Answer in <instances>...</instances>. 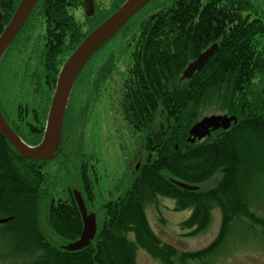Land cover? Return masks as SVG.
<instances>
[{
  "label": "trees",
  "instance_id": "obj_1",
  "mask_svg": "<svg viewBox=\"0 0 264 264\" xmlns=\"http://www.w3.org/2000/svg\"><path fill=\"white\" fill-rule=\"evenodd\" d=\"M66 1L42 0L38 8L39 14L43 15L35 18L38 20L33 23L36 29L28 34L27 41L32 40L35 47L41 48V41L34 36L37 26L43 25V37L48 39L45 55L55 52L57 58L56 49L76 48L74 35L68 36V33L73 32L78 39H82L103 20L96 11L88 18L87 31L80 35L79 29L81 33L83 29L73 18L67 17ZM203 1L174 0L166 6L164 2L146 11L145 15L141 13L107 44L117 40L128 27L139 28V38H133L131 48H128L129 67L119 91L122 92L120 109L125 122L133 131L147 135L143 143L146 156L138 173H134L135 178L126 180L125 190L124 182L119 183L118 192L122 189V195L102 206V220L91 245L81 251L65 252L54 244L56 240L50 239V235L62 243L79 239L82 230L79 212L73 201L67 198L64 200L54 195L48 203L44 202L41 191L47 181L43 167L45 163L25 161L1 135L0 220H10L0 226V242L6 238L5 235L10 237L9 242L11 238L16 241L13 248L28 242V246L34 250L32 254L39 256L35 264H136V247L164 264H173L175 248L164 245L147 223L144 205L152 196L173 199L179 211L191 209L192 215L183 226L194 228V233L207 228L213 207L221 212L223 230L235 219L232 218L235 212L245 217L248 209L240 189L244 187V178L239 179L238 172L241 169L242 150L248 143L241 142L242 138L253 135L264 138V0ZM236 14H239L238 21ZM5 20H0V33ZM215 43L218 44L217 51L202 71L187 83L179 84L180 75L189 61ZM115 57L108 56L110 59ZM117 63L112 62L111 70ZM59 68L60 65L57 71ZM100 68L101 64L96 66L95 77L88 88L94 92L101 90L103 82H109L110 77L106 76L114 74L110 69L105 72ZM82 76L84 72L80 74L76 86ZM52 78L55 82L56 74ZM208 90L225 93L224 104L238 122L229 132L217 134L211 144L197 143L192 146L186 142L187 133L197 121V104L202 101L204 109L206 102L201 96L196 98L195 93ZM254 92L258 93L257 102L253 100ZM50 101L51 98L48 107ZM84 107L86 109L90 104ZM159 109L164 110L159 120L161 128L150 130L149 126L158 118ZM0 110L13 131L27 145L35 146L43 134L40 116L38 119L33 117V121L27 120L28 130H31L29 134L33 132L31 136L34 140H30L24 135L26 132L14 124L12 116L3 110L1 100ZM73 116L66 114L61 132L67 159L71 157L69 144L77 138L78 131L73 129L81 128L84 119L82 116L79 121L73 122ZM32 128L37 129L32 131ZM70 166L64 165L63 171ZM85 173L84 169L75 170L76 177L71 184L90 197ZM216 176L219 177L217 185L212 189H203ZM172 180L198 186L200 190L185 191L174 185ZM42 207H45L47 214L41 217L40 225L32 230L31 215L35 209L40 213ZM131 234L134 242L129 240ZM219 240L218 236L207 251L218 246ZM33 241L36 242L35 249L30 244ZM201 254H183L182 257L185 262L196 261Z\"/></svg>",
  "mask_w": 264,
  "mask_h": 264
},
{
  "label": "rangeland",
  "instance_id": "obj_2",
  "mask_svg": "<svg viewBox=\"0 0 264 264\" xmlns=\"http://www.w3.org/2000/svg\"><path fill=\"white\" fill-rule=\"evenodd\" d=\"M95 1L96 6H98L99 17H104L114 8L113 0ZM166 1L170 5L173 0ZM65 4L68 6L66 7L68 9V11L66 9L67 17L70 18L71 16L79 25L82 24L83 13L79 8V0H68ZM39 13L40 9L34 15L32 23L28 26L24 36L21 38V34L15 41L16 44L14 43L15 46L12 51H6L0 58V100L2 108L12 116L13 122L15 120L14 124H18L19 129L26 132L24 135L28 136L30 140H34L31 136L33 132L29 134L31 130L30 128L28 130L29 122L27 120L33 121V117L38 119L40 116L39 122L43 123L42 128H44L45 121L41 119L46 120L49 98L56 89V81L60 75L57 67L60 65L59 69L62 70L70 55V49L65 47L56 49L58 51L57 58L55 52L51 55H45L48 39L43 37L44 26L41 24L37 26L34 38L41 41L42 47H35L32 40H30L32 42L27 41L28 34L34 29L33 23L38 21L35 18L41 16ZM9 17L10 15H7L2 26L7 23ZM76 25L74 32L76 31ZM24 31L25 29L22 33ZM138 32L139 28L136 26L125 30L117 40L107 45V48L102 50L85 68L83 71L84 76L76 86V91L68 109V113L74 115L75 121L73 122L79 121V118L84 116L83 122L80 124L81 128L73 129L78 132L75 142L71 141V144H69L72 148L69 150L71 157L66 160L64 156H61L57 161L54 160L52 163L49 162L43 165L47 181L41 191V198L47 203L50 197L54 195L64 200L67 198L70 201V198L73 199L71 197L72 192L82 194L79 187L73 188L74 184H71V181L75 180V170L81 169L83 171L84 169L86 184L92 195L91 198L88 197V200L85 195L87 202L84 198L83 202L87 213L95 215V223L98 226L101 221L99 219H102L103 216L102 206L122 195V189L118 192L119 183H123L127 178H130L146 156L143 148L146 139L145 133H135L125 122L120 109L122 92L119 91V87L121 81L125 78L126 68L129 67L128 48L131 45V40L138 36ZM70 34H73L74 41H77V35L70 32L68 36ZM114 51L116 52L113 53ZM101 56L102 58L98 62ZM108 56L116 57L110 59ZM112 62H118L113 70H111ZM100 64V70L106 72L110 69L109 71L114 74L106 76L110 77L109 82H103L101 90L94 92L88 88L92 84L90 81L95 77L96 66ZM55 74L57 78L54 82L52 77ZM181 76L182 74L179 83L182 81ZM224 95V92L219 93L216 90L201 91L199 96L206 99L205 112L199 109V107H203L200 100L201 102L196 107L197 121L204 117L209 118V116L228 115L230 117L233 115L229 113L231 111L224 104ZM85 97L88 99L85 100ZM253 100L255 102L259 101L258 93L254 92ZM31 101L33 104H31ZM87 104H90V107L85 109L84 106ZM36 106L38 107L36 108ZM159 110L158 118L149 126L150 130L161 128L159 120L160 116L163 115L161 111L164 110ZM23 112H25V117ZM35 122L38 123L37 120ZM34 130L32 128V131ZM229 131L230 129L227 132ZM219 134H224V131H220ZM188 135L189 133H187ZM41 137L35 143L36 145L31 148H35L40 144L43 140V137ZM241 143H248L242 150L241 169L238 172L239 179L244 178V187L240 189L247 205L248 213L245 214L248 217L246 215L243 217L241 213L235 212L232 214V218L235 219L230 221L231 223H228V226L223 230L222 224L220 226V223H222L220 214L217 208L213 207L208 227L205 228L206 231L188 235L187 230L181 229V224L189 214L187 211H174V200L152 196L150 200L146 201L144 211L149 228L164 245L176 248V254L172 259L173 264H264V155H262V153L264 154V138H257L256 135H253L251 138H242ZM65 156L67 155L65 154ZM67 164H71V166L63 171V166ZM136 164L137 167H135ZM218 179V176L214 177L205 186L207 188L216 186ZM77 183L81 187L79 182ZM126 185L127 181L123 184V188ZM76 209L79 212L82 232L83 218L79 207H76ZM45 214H47L45 207L41 208L40 213H37L35 209V213H32L30 218L32 220L30 229L33 230L35 226H39L41 217L44 218ZM24 227L23 224L22 228ZM218 232L220 239L218 246L216 245L211 250L198 256L199 259L196 261H184L182 253L199 251L208 247L215 240ZM5 236L6 238L0 242V264H35L37 262L39 256L32 254L34 250L28 246V242L21 247L13 248L16 241L11 238L9 242L10 237ZM129 239L134 240V236L129 235ZM30 244L35 249L36 242L33 241ZM134 258L136 264H164L160 259L150 256L139 247L134 250Z\"/></svg>",
  "mask_w": 264,
  "mask_h": 264
},
{
  "label": "water",
  "instance_id": "obj_3",
  "mask_svg": "<svg viewBox=\"0 0 264 264\" xmlns=\"http://www.w3.org/2000/svg\"><path fill=\"white\" fill-rule=\"evenodd\" d=\"M38 1L39 0L20 1L10 22L0 36V58L20 33ZM150 1L151 0H128L116 13L91 32L68 59L58 77L56 90L49 110L44 138L38 148L32 149L26 146L9 128L0 113V135L11 144L23 159L30 161H49L54 158V153L59 146L60 130L67 100L75 78L91 57L111 40L127 22ZM84 2L86 13L90 15L92 13V0H84ZM216 49V46H212L209 50L200 55L197 60L184 71L182 79H190L195 72L200 71L213 56ZM232 122H236L235 118H206L191 129L190 136L201 139L208 134L209 129L213 131L219 128L228 129ZM179 186L185 190L197 189L185 185ZM74 196L83 218V232L77 242L64 248L66 251H77L88 247L94 239L97 230L94 215H87L79 193L75 192ZM5 222L6 221H0V224Z\"/></svg>",
  "mask_w": 264,
  "mask_h": 264
},
{
  "label": "flooded vegetation",
  "instance_id": "obj_4",
  "mask_svg": "<svg viewBox=\"0 0 264 264\" xmlns=\"http://www.w3.org/2000/svg\"><path fill=\"white\" fill-rule=\"evenodd\" d=\"M20 0H0V18L4 15H13ZM72 8V7H70ZM84 13L83 5L79 7ZM16 44V43H15ZM13 45V48L15 46ZM88 199V198H87Z\"/></svg>",
  "mask_w": 264,
  "mask_h": 264
}]
</instances>
